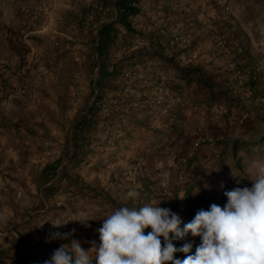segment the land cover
Returning <instances> with one entry per match:
<instances>
[{
    "label": "rangeland",
    "instance_id": "374dc122",
    "mask_svg": "<svg viewBox=\"0 0 264 264\" xmlns=\"http://www.w3.org/2000/svg\"><path fill=\"white\" fill-rule=\"evenodd\" d=\"M39 1L8 0L5 12L13 15L17 4L18 10L21 9L18 11L20 22L16 26L13 22L9 27H1L0 31V70L9 67L23 51L33 53L28 73L22 82L19 81L24 95L13 97L14 88L7 87L0 100V264H43L61 244H70L72 240L80 241L81 247L92 242L99 245L97 229L107 215L122 205L151 204L147 193L136 189L124 177L125 172L132 171L137 154H145L153 165L172 153L167 144L175 137L171 134L173 116L144 113L138 117L124 112L99 115L93 113L90 106L100 70L97 43L103 25H108L109 32L100 36V41L103 52L109 54L110 51L107 70L110 77L101 89L105 97L110 94L113 77L127 60L156 57L168 77L178 78L166 55L154 51L118 55L117 45L126 36L133 35V30L126 19L113 21L117 8L112 14L98 10L95 6L99 0H81L77 10H62L46 25L44 15L26 16L24 12L27 7L37 6ZM160 6L172 24H179L183 31L195 30L187 63L208 74L228 65L230 59L224 56L220 41L211 39L215 25L212 18L215 17L210 16V11L214 9L221 13L218 19L226 14L224 19H219L221 22L231 16L241 47L264 56V0H161ZM144 22L152 25L150 17ZM42 26L43 34L32 33ZM20 29L26 30L29 36L13 40V33ZM175 60L179 61L176 57ZM186 93L205 106L201 107L205 114L199 106H194L197 112L190 110L189 140L181 148L188 147L195 129L216 134L215 129L223 127V122L220 125L218 122L225 110L216 105L208 114L207 104L200 94H195L194 88H187ZM101 120L110 127L106 141L101 137L103 130L98 128ZM74 131L75 134L84 131L85 142L80 136L72 141L73 135L76 136ZM90 145L96 150L90 149ZM217 148L216 142L208 144L200 149L199 160L193 166L175 168V197L171 201L175 212L179 204L209 207L217 204L223 208L227 203L226 191L237 186H252L251 162L264 159V154L254 152L248 156L242 152V169L227 166L220 173L223 165L213 166L212 159ZM54 149L59 150L56 156L52 155ZM94 153L100 155L99 160L91 159ZM201 169L205 171V182L195 191L194 202L186 203V191ZM65 170L78 181L77 185L61 178ZM237 179L242 182L240 185L236 184ZM129 191H137L138 198L126 199ZM19 192L22 198L17 197ZM162 203L166 205L167 202H160L163 207ZM77 220L96 221L99 227ZM192 220L188 216L180 219L184 225ZM51 222L64 225L54 228ZM54 232L71 235L67 239H51L50 234ZM200 243L201 238L189 232L176 245L180 248L192 245L191 251L183 256L185 259L186 255L195 254ZM89 255L94 258L95 253L89 252Z\"/></svg>",
    "mask_w": 264,
    "mask_h": 264
},
{
    "label": "clouds",
    "instance_id": "9594fccd",
    "mask_svg": "<svg viewBox=\"0 0 264 264\" xmlns=\"http://www.w3.org/2000/svg\"><path fill=\"white\" fill-rule=\"evenodd\" d=\"M250 171L254 176L250 188L237 186L226 191L223 208L212 204L209 210H198L183 230L178 215L160 207V203L138 209L123 206L102 219L97 229L98 247L92 242V247L85 250L80 241L72 240L61 244L43 264H264V159L252 160ZM241 183L236 180L237 185ZM138 196L137 191H129L126 199ZM51 223L54 228L64 225ZM148 228L151 231L145 234ZM189 232L200 237L201 243L194 255L175 259L177 251L188 254L192 245L177 249L170 234L183 238ZM69 235L54 232L50 237L67 239ZM89 252L95 253L94 258Z\"/></svg>",
    "mask_w": 264,
    "mask_h": 264
},
{
    "label": "built area",
    "instance_id": "2783aa9c",
    "mask_svg": "<svg viewBox=\"0 0 264 264\" xmlns=\"http://www.w3.org/2000/svg\"><path fill=\"white\" fill-rule=\"evenodd\" d=\"M160 2L161 0H126L123 4L116 5L113 21L119 22L120 19L125 18L133 30V35L126 36L117 45L116 52L122 57L128 56L133 51L159 50L167 58H178L182 66L188 65L186 56L192 49V34L195 30L183 31L179 24H172L164 15ZM219 5L222 6L221 1ZM36 10H38L37 6H31L27 7L24 12L25 15L30 16ZM220 14L218 9H214L212 13L210 11L212 17H219ZM148 17L152 20V25L144 22ZM28 36L29 33L26 30L20 29L13 40H17V37L26 39ZM225 38L226 35L219 37L214 35L211 39H217L222 44ZM32 62L33 53L23 51L22 55L18 56L9 67L0 70V98L3 97L7 84H11L14 88L13 97L24 95L25 91L19 81L27 75ZM111 87L108 97L97 89L93 90L90 106L95 108L99 115L124 112L138 117H142L144 113L171 116L177 108L191 102L187 98L184 81L168 77L156 57L125 61L122 69L113 77ZM98 128L103 130L102 140H108L110 127L107 122L99 121ZM201 133L202 131L196 133L198 138L193 149L215 142L212 136ZM78 134L82 135L80 131ZM89 147L96 150L92 145ZM58 154L59 150L52 151L53 156ZM91 159L99 160L100 155L94 153ZM187 161L188 157L183 149L175 150L168 157L158 159L153 165H150L145 154L139 152L134 159L132 171L125 172L124 177L128 178L136 189L146 191L149 194L150 203L156 206L173 195L174 170L178 165H185ZM17 197L22 198V192H19ZM89 222L92 221L85 223ZM91 224L99 227L96 221ZM95 245L99 246L96 243ZM0 246H2V238H0ZM91 247L92 244L82 245V248L87 250Z\"/></svg>",
    "mask_w": 264,
    "mask_h": 264
},
{
    "label": "trees",
    "instance_id": "16d2710c",
    "mask_svg": "<svg viewBox=\"0 0 264 264\" xmlns=\"http://www.w3.org/2000/svg\"><path fill=\"white\" fill-rule=\"evenodd\" d=\"M125 1L126 0H117L115 5L123 4ZM225 15L219 19H224ZM219 17H221V15ZM124 19L125 18L120 19L119 22H122ZM212 19H214L213 23L215 24L212 26L213 35H216L217 37L226 35V38L224 39L225 41H223L221 45L222 48H224V56L227 57L228 55L230 58L228 63H226L228 65H225L223 68L208 74L200 67H196L191 64L182 66L178 61L175 60V58L166 57V59L170 63H173L176 75L179 79L184 81L186 87L189 89L194 88L195 94H200L202 96L203 101L207 104V113H210V111L216 105H219L225 109L222 113L221 120L218 122L219 125L223 122V127H221V125L220 127H217L215 129L216 134L213 132L209 134L205 130L203 131L201 128L195 129L193 133L191 132L192 137L190 138L188 147L183 146L181 148V146L184 143H187L189 140L187 133L190 132L189 130H191V119L188 118V115H190V110L192 111L193 109V112H197V110L194 109V106H199V110L203 112L204 109L201 107H205L198 104L197 101H194L192 96L189 97L187 95V98L191 102L179 107V109L177 108V110L171 114V116H173L171 134H174L175 137H173V139L170 140L167 145L172 152H174L175 149H183L184 154L188 157L187 163L183 166L191 167L196 162H198L200 157V149L208 145L204 144L197 149H193L194 143L198 138L196 133L202 131V135L212 136L218 146L216 153L212 156L214 164L213 166L217 167L220 164L223 165V168H221L219 171L221 173L224 171L225 167L227 168V166H232L235 169H242V152H245L248 156L252 155L254 152L264 154V56H257L250 50V48L241 47L242 45L240 44V40L238 38L239 33L237 29L232 26L230 15L227 16L225 22H221L216 17ZM218 27H220V30ZM101 31V37L107 35L109 32L108 25H103ZM18 32L19 31L13 33L11 38L17 36ZM100 36L98 35L97 43V50L100 55V70L96 77V89L101 94H103L101 89L105 88V81L110 77L109 73L107 72L108 66L110 64V51L109 54L106 51L107 55L103 52L104 46L100 41ZM17 39L19 38L17 37ZM111 39V37L108 39V43L111 42ZM153 51L156 54H163V52L159 50ZM7 87L12 86L11 84H7ZM1 99L2 98H0V100ZM91 109L93 113H97L95 108L91 107ZM142 126L145 127V124H142ZM80 132L82 133L80 137L85 142L86 137L83 134L84 131ZM156 132L157 131H155V133ZM75 135L76 136L73 135L72 141L74 140V137L79 138L80 134L76 133ZM73 149L77 150L75 146H73ZM204 172L205 171L203 169L199 170V176L193 185L186 191L188 196L185 201L186 203L194 202L193 200L195 198V191L198 188H201L205 182ZM61 178H65L66 180L68 179L71 182L73 181L76 185L78 183V181L73 179L66 172V170L63 172ZM194 178H196L195 175ZM172 189L173 195L164 200L165 203L167 202L166 205L163 203L162 204L164 205L163 207L171 209V211L177 214L180 219L183 216L194 218L198 210L210 209L208 205L204 204L192 206H183L182 204H179L180 207H178L177 212H175L174 206L171 203L175 197L174 184ZM147 195L149 196V194ZM144 205L146 204L137 202L131 206L122 205L119 207L127 206L138 209ZM182 226H184V224L182 221H180L181 230L184 228ZM149 231H151L150 228L145 229V234H147ZM184 237L185 236H183V238H177L174 234H170L171 243L177 249L180 247L176 244H179L180 241L184 239ZM162 240L163 238L161 237V242ZM184 255L185 253L177 251L174 254V258L182 260Z\"/></svg>",
    "mask_w": 264,
    "mask_h": 264
},
{
    "label": "crops",
    "instance_id": "0c3cea01",
    "mask_svg": "<svg viewBox=\"0 0 264 264\" xmlns=\"http://www.w3.org/2000/svg\"><path fill=\"white\" fill-rule=\"evenodd\" d=\"M7 1L8 0H0V31L1 27H9L13 24V22L15 23V26L18 25L20 18V15L18 16V11L21 12V9L18 10L17 4H15V12L13 15L11 13L5 12V3ZM14 1L17 2L18 0ZM80 1L81 0H40L37 3L38 10L34 13L38 15H44L46 25L53 19L54 16L58 17L59 12L62 10H77L76 8ZM115 1L116 0H99V3L95 7H97L100 11L110 12L112 14L113 10L116 9ZM44 31L45 29L42 26L41 29L38 28V30L33 31L32 33L43 34Z\"/></svg>",
    "mask_w": 264,
    "mask_h": 264
}]
</instances>
